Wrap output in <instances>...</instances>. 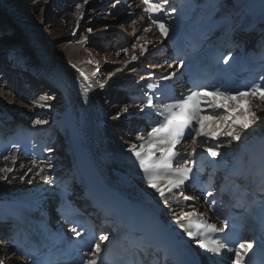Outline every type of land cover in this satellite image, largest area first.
I'll list each match as a JSON object with an SVG mask.
<instances>
[{"label":"bare ground","instance_id":"bare-ground-1","mask_svg":"<svg viewBox=\"0 0 264 264\" xmlns=\"http://www.w3.org/2000/svg\"><path fill=\"white\" fill-rule=\"evenodd\" d=\"M238 1L229 0L227 6L233 7ZM44 3L48 6L43 7V12L47 8L49 11L50 8V14L47 13L45 16L48 15L49 17L45 20L42 18L44 16L42 13L43 16H41V20L38 18L39 22L37 23L31 15H28V12L30 11L29 14L35 15V11H33L35 6L40 7ZM75 3L73 0H0V17L5 23L13 24L12 27L0 24V34L4 30H15L14 33L8 36V39L17 41L14 46L10 47L0 41V56L9 60L6 73L0 78V114L4 117H12L15 110L20 112L18 119L21 122L36 125L34 123L36 119L46 120L47 122L60 120L68 111L66 101L57 94L47 96L52 97L47 101H41L40 98L44 96L38 99L36 96L33 100L36 102H32V104H44L45 106L38 105L34 108L32 104L19 100L17 96L13 97L12 90L19 88L26 77L39 75L40 62L37 58H30L29 47H26V45H35L36 42H45V45L49 48L50 59L84 85L95 104L96 116L106 121L109 129H119L122 123L115 122L128 114L136 112L134 110L136 106L128 102V95L123 91V88L127 86L129 80L148 74L145 70L153 62L149 61L146 55L157 49L160 38L148 26L142 25L140 20L126 21L129 12H126L123 6L112 3L102 10L92 8L84 12L83 7L77 8V5L83 4V2ZM7 5L17 9L21 13V17L28 20L29 25L37 28L34 34L36 38L29 39L19 35L17 29L19 28L20 31V25L16 24L14 19L16 12H12ZM68 8H72V10L64 14ZM61 10L60 16L57 17V13ZM131 10H135V6ZM36 14L40 13L36 12ZM88 29H91V31ZM145 29L149 30L145 31ZM52 30L58 32L55 35L56 37H52L50 39L52 41L49 42L47 39ZM53 39L55 42H53ZM125 40L132 43L128 51L117 50L120 47L113 48V45ZM133 56L136 57L135 60L132 59ZM81 72L88 77V80L80 75ZM100 85H103V87H100ZM242 103L245 104V107L249 106L247 102ZM251 106L257 111V119L242 134L239 142L228 145L222 135L225 130L224 126H220L217 132L219 137L217 141H225L223 146L218 149L221 152L220 157L231 158L253 145L254 141L264 138V102L256 98L252 101ZM125 107L128 109L127 112L124 111ZM32 110L37 111L36 115H28ZM225 115H227L226 112L221 114V116ZM119 130L113 136L116 137L120 133ZM133 137L134 135L131 134V139ZM101 139L103 140V137ZM198 143H201L202 147H198L197 144L193 147L196 150H205L213 146L214 141H207L206 138L200 137ZM63 149L64 146L62 149L56 148L50 157L36 163V166L30 164L21 167L22 162L18 160L17 155H11L9 159L0 160V168L9 167L13 169L11 173L7 174L8 180L4 184L11 182L14 178H20V176L25 177L26 181H33L28 184L29 189L23 194L10 192L6 195L3 193L5 188L2 187L0 181V189H2L0 202L7 200L23 206H47L50 200L54 198L53 190L50 182L41 180L40 176L47 175L50 177L51 172L58 173L60 167L68 164L69 156ZM56 154L59 155V158L54 160ZM13 156L15 160L11 158ZM40 168H43L44 172L36 175ZM0 175H4V173H0ZM33 177L35 178L33 179ZM0 253L6 254L5 264L16 263L15 259L12 258L13 255L3 242H0ZM0 259L3 260L2 256H0Z\"/></svg>","mask_w":264,"mask_h":264},{"label":"snow or ice","instance_id":"snow-or-ice-1","mask_svg":"<svg viewBox=\"0 0 264 264\" xmlns=\"http://www.w3.org/2000/svg\"><path fill=\"white\" fill-rule=\"evenodd\" d=\"M84 3H88V0H84ZM144 5L143 12L149 14L151 22L157 25L160 33L164 36L168 35V28L165 24L157 18L159 14L164 11V5L160 0L153 2V0H143ZM84 5L79 4L77 8H82ZM154 14H156L154 16ZM91 31V29H88ZM149 29H145L148 31ZM142 47V46H141ZM126 52L127 49H124ZM136 59L135 56L132 58ZM231 55L224 57L223 63L227 64L231 60ZM180 67H183L181 62ZM81 76L85 80L88 77L81 72ZM175 76V72H172L168 76H164L163 79L170 80ZM264 79V78H262ZM103 87V85H100ZM149 88L153 90L159 88V85L149 84ZM147 99V107L153 109L152 114L157 117L156 121L147 131V135L143 133L139 134L137 139L140 141L139 145L133 143L130 146V153L135 157L138 162L139 168L142 170L143 178L146 183L159 194L161 198H164V204H168V196L171 194V198L179 202L176 197L177 190L179 196L183 197L185 201L191 199V197L185 195V184L192 180V165L195 164V160L192 159L196 155V148L192 147L191 151L186 156H181L179 151H175L178 145H181L185 139L191 140L192 145L198 143V138L204 137L207 141L219 140L217 132L220 126H224L222 132L223 137L228 145L233 142H239L242 134H244L257 119V111L251 106L252 101L258 98L261 102H264V87L260 84H256L248 89L240 91H229L227 89L221 90L220 88H214L209 91L207 88H196L191 90L187 95L182 96L179 99H172L171 102L163 104L160 108H154L152 94H145ZM41 101H47L52 97H41ZM222 101H228L227 104ZM242 102H247L248 107ZM44 107V104L40 105ZM206 109H211V112H207ZM220 109H224L227 113L225 116H221ZM128 111L127 107L124 109ZM144 112V108L140 109ZM218 118V119H217ZM243 121L242 123L240 121ZM209 122H211L209 124ZM36 125H45L48 122L46 120L36 119L34 121ZM225 141H220L206 149L207 154L215 158L221 155L218 151L223 146ZM51 151V149H49ZM15 160V157H11ZM5 159H9L5 156ZM33 166H36V161L32 160ZM178 165V166H176ZM13 171L12 168L5 167L0 168V180L7 181L8 173ZM31 171V169H29ZM44 172L43 168H40L36 175ZM35 177H33L34 179ZM40 179L45 182H51V177L47 175L40 176ZM31 183V180H29ZM163 185V186H162ZM207 195L211 196L212 193L208 192ZM214 205L215 201H211ZM193 212L185 213L183 217L178 218V223L182 227L189 237L196 239L199 248L206 252L213 254H221L223 251L233 253V264H244V255L247 250L253 248L252 242H239L236 246L230 247L229 242L216 238V234L225 233L229 228V221L225 219L222 222V226H217L215 223H208L200 219V214L195 210V205H192ZM80 235L79 232L76 233ZM100 241L108 240V236L101 235ZM101 251L100 243H95L92 255L95 256ZM0 264H5L4 260L0 259ZM84 264H98L96 259H87Z\"/></svg>","mask_w":264,"mask_h":264},{"label":"rangeland","instance_id":"rangeland-1","mask_svg":"<svg viewBox=\"0 0 264 264\" xmlns=\"http://www.w3.org/2000/svg\"><path fill=\"white\" fill-rule=\"evenodd\" d=\"M48 6L47 4H45L44 3V5H41L40 7L38 6V7H36L35 6V10H33V11H35L34 13H35V15L34 14H32L31 13V17L33 18V20H35L37 23L39 22L38 21V18H40V20H41V16H43L42 18H44L45 20H46V18L47 17H49L48 15L50 14V8H49V11H48V8L43 12V7L44 6ZM32 9V8H31ZM52 10V9H51ZM36 12L37 13H40V14H36ZM43 13V15H41ZM48 13V15H47V17H45L46 16V14ZM3 20H1V17H0V24H2V25H6L7 27H12V25L13 24H9V22H4V24H3ZM49 22H51V20H49ZM42 26H43V24H42ZM51 33L49 34V38H48V40H49V42L50 41H52V40H50V39H52V37L54 38V37H56L55 35H56V33L58 32V31H54V30H52V31H50ZM12 34V31H2L1 32V34H0V41L2 42V44H7V47H10V46H14V44H16L17 43V41H10L9 39H8V36H10ZM19 42V41H18ZM53 42H55L54 41V39H53ZM8 61V62H7ZM7 63V64H6ZM8 64H9V60H7V58H5V57H2V56H0V78H1V76L2 75H5V73H6V70L8 69ZM14 90H16V89H14ZM13 90V91H14ZM13 91H12V93H13ZM21 167H23V165L21 164L20 165ZM31 177V176H30ZM1 181V185H3L2 187H4L5 189H4V191L5 192H3L5 195L6 194H9L10 192L12 193V192H16V193H24V192H26L28 189H29V180H25V177H21L20 176V178H14V179H12V181L10 182L9 181V183H7V184H4V182L5 181H3V180H0ZM31 182H33V181H31ZM33 184V183H32ZM0 192H2V189H0ZM0 242H2V241H0ZM3 254V255H2ZM0 256H2V258H3V260H4V258L6 257V254H4V253H0ZM4 262L6 263V261L4 260Z\"/></svg>","mask_w":264,"mask_h":264}]
</instances>
